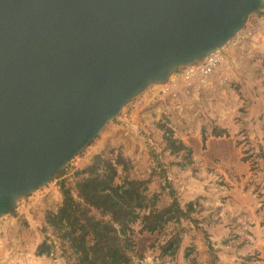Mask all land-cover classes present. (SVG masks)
Returning a JSON list of instances; mask_svg holds the SVG:
<instances>
[{
    "label": "water",
    "instance_id": "water-1",
    "mask_svg": "<svg viewBox=\"0 0 264 264\" xmlns=\"http://www.w3.org/2000/svg\"><path fill=\"white\" fill-rule=\"evenodd\" d=\"M264 0H0V217Z\"/></svg>",
    "mask_w": 264,
    "mask_h": 264
},
{
    "label": "rangeland",
    "instance_id": "rangeland-1",
    "mask_svg": "<svg viewBox=\"0 0 264 264\" xmlns=\"http://www.w3.org/2000/svg\"><path fill=\"white\" fill-rule=\"evenodd\" d=\"M248 19H251V16ZM262 29V37L255 40V45L252 47L262 48L257 65L245 66L250 73L256 74L255 81L254 79L251 81L249 76L248 79L252 82L254 93L258 92L259 100L256 106H251L253 118L249 122L246 120V125H240L237 132L229 139H234L235 143H233L241 148L242 160L235 167L231 166L228 169H217L215 166H209L205 170L191 169L190 174L193 177L189 188L191 191L188 193L185 191L187 188L184 187L185 194H183L187 197L192 196L193 204L189 217H184L182 221L178 220L179 222L174 220L165 222L163 230L147 235L145 240L135 234L136 243L133 250L138 254L137 250H143L144 253H140L141 258L133 254L134 264H139V260L144 258L150 259L142 260L141 264H264V117L262 118L264 25ZM252 57L254 56L249 57L248 60L254 62ZM254 82L258 85L255 86ZM203 86L199 81H194L188 97H192L191 93H193L195 100L198 102L202 100ZM132 101L127 102L122 109H127ZM154 103L148 104L147 109L160 108L163 103L168 104V101L165 97L156 96ZM186 105L189 107V116L192 119L198 118V121L206 124L215 121L209 117L211 115L207 113L206 107L200 104L194 105L192 101L186 102ZM234 110L241 114L232 118L240 120L248 112L249 107L240 102ZM131 122L128 128L121 127L112 120L104 126L99 134H104L111 127L114 128V141L106 145L104 149L106 154H104L109 156L108 154L112 152L120 153L127 162V169L121 174L123 177L149 179L151 188H156V168L153 170V167L159 166L164 159L159 136L155 137L150 129H143L139 125L133 126ZM74 158L66 165L74 161ZM213 161L214 165L219 164L217 158ZM66 171L71 169L67 168L63 172ZM53 180L49 183L55 187ZM183 195L179 196L180 202L186 199ZM25 197L19 198L14 205L17 203L20 208L22 204L29 202ZM166 202H168L167 198L160 195L156 197L154 204L158 208ZM4 221L1 216L0 234L8 229L3 225ZM23 229L27 232L26 236L32 238L33 243L30 244L19 236L14 239L5 238L0 244V264H62L59 251L56 254L59 261H56V256L53 255L36 254L34 245L41 235L31 234L33 229L29 225L24 226ZM174 238L177 242L175 253L173 255L161 253L164 243Z\"/></svg>",
    "mask_w": 264,
    "mask_h": 264
},
{
    "label": "crops",
    "instance_id": "crops-1",
    "mask_svg": "<svg viewBox=\"0 0 264 264\" xmlns=\"http://www.w3.org/2000/svg\"><path fill=\"white\" fill-rule=\"evenodd\" d=\"M260 47L261 46L251 48L241 54L237 50L234 51L232 69H222L216 72L213 80L201 88L203 93L202 100L199 101L201 103L195 100V97H193L194 94L191 93L192 97L186 99L182 113L175 111L169 101L168 104L163 103V106L160 108H153V112L150 113L147 110L148 103L142 102L141 100V93L132 99L135 102L131 100L132 102H130V105L134 104V108L131 109L130 118L132 125H139L143 129L148 128L154 133L153 135L155 137L158 135L161 145L160 149L163 151L164 155L163 162L159 166L153 167V170L156 168V188H151L152 186L147 182V189L144 191L147 197L155 194L156 197L162 195V197L167 198L168 202L158 206V208L154 205V208L161 209L170 203L171 197L168 190L173 191L174 197L182 209H185L186 205L192 202V196L187 197L183 195L185 194L184 187L187 188H185V191L188 193L191 191L189 190L193 180L190 174L191 169L205 170L209 166H215L217 169H228L231 166L235 167L242 160L241 148L234 144V139H229L237 132L240 125H246V120L249 122L253 118L251 106H256L259 100L257 96L258 92L257 94L254 93L251 82L253 79L255 81L256 74L250 73L245 66L248 64L257 65V60H259L258 55L261 54L260 49H262ZM251 56H254L252 57L254 62L248 60ZM248 76L251 81L248 79ZM254 85L257 86L258 84L254 82ZM190 90L192 91V88H190ZM242 95L243 97H241ZM188 101H192L194 105L200 104L206 107L208 109L207 113L211 115L209 117L213 120L215 119V121L206 124L202 123L200 120L198 121V118H196V120L194 118L192 119L189 116V107L186 105ZM240 102L247 105L249 110L242 119L236 120L232 117L241 114L234 110L235 106ZM185 106L187 108H185ZM151 115L153 117H151ZM263 117L264 113L262 118ZM166 129L170 130L172 138L179 140L183 144L182 148L171 151L166 147L164 141V131ZM113 130L114 128L111 127L109 131L96 136L88 146L75 156L74 161H71L68 166H64V170L67 168L71 169L70 178H63L61 174L53 180L55 187L52 186V183H49L47 186L31 192L25 197L29 199V202L22 204L20 208L16 203L10 211L2 215V218L5 219L3 225L8 227V229L0 234V244L3 243L5 238L14 239L17 236L32 244V238L27 237V232L23 229L24 226L29 225L33 229L31 234L35 233L38 236L39 234L41 235V238L35 243L34 248L36 249L39 243L44 241L50 247L49 253L53 252V256H56V261H59L56 254L57 251L60 252V242L56 231L46 221V215L54 213L62 201V195L58 184L63 181L65 186L70 189L72 197L77 199L74 182L84 176L81 170L91 164L93 156L101 154L104 157L113 158L115 152L108 154L109 156H105L106 152L104 150L106 145L114 139ZM214 131H216V134ZM214 158L218 159L219 164L214 165ZM71 165H73V167H71ZM126 169H122L119 165L117 166L116 181L120 182L128 178L121 175L125 173ZM165 173L167 174L166 176ZM167 184L170 185V189ZM196 189L199 191L198 188H195V190ZM181 195L186 198L182 202L179 200V196ZM147 211L148 209L145 210V212ZM183 218H180L179 221H182ZM189 224L192 225L190 222ZM164 226L165 225L162 224L158 229L140 233L138 232V228L140 227L139 223H134V234L132 235L134 247L136 243L135 234H138L139 237L145 240L147 235L150 236L156 232H160L163 230ZM24 235L26 237H24ZM137 251L139 254L144 253L143 250ZM49 253L42 254L50 256ZM60 262L62 264H68L62 256Z\"/></svg>",
    "mask_w": 264,
    "mask_h": 264
},
{
    "label": "trees",
    "instance_id": "trees-1",
    "mask_svg": "<svg viewBox=\"0 0 264 264\" xmlns=\"http://www.w3.org/2000/svg\"><path fill=\"white\" fill-rule=\"evenodd\" d=\"M164 132L168 149L183 147L179 140L171 137L170 130ZM118 165L127 168L120 153H115L113 158L94 155L91 164L81 170L84 176L74 182L77 199L63 181L59 182L62 201L54 213L46 215V221L56 231L61 256L68 264H134L133 254L142 257L133 250L134 223H139L140 233L153 231L169 220L188 217L192 210V202L182 209L171 190H168L170 203L161 209L154 208L156 195L144 194L148 179L125 178L118 182ZM63 171L64 166L53 179ZM176 247L175 238L166 241L161 253L173 255ZM49 251L50 247L42 241L35 253Z\"/></svg>",
    "mask_w": 264,
    "mask_h": 264
},
{
    "label": "built area",
    "instance_id": "built-area-1",
    "mask_svg": "<svg viewBox=\"0 0 264 264\" xmlns=\"http://www.w3.org/2000/svg\"><path fill=\"white\" fill-rule=\"evenodd\" d=\"M263 25L264 6L258 13L251 15V19H247L244 26L217 50L208 54L200 61L177 69L165 82L151 83L146 86L141 92L142 102L151 104L156 101V96L158 98L165 97V99L171 103L175 111L182 113L184 103L194 81H199L203 85H206L211 82V78L216 72L222 69L231 70L233 66V52L237 50L241 54L251 49L255 45V40L262 37ZM132 108H134V104H131L127 109H121L113 121L121 127L128 128ZM153 108H151V110L148 108L147 110L152 113ZM147 140L150 145H152L150 139L148 138ZM70 175L71 171H66L63 172L62 177L67 178ZM49 182L46 185H48ZM43 187H45V185ZM53 254V252L49 253L50 256ZM147 259L150 258H144L142 260ZM142 260H139V264L142 263Z\"/></svg>",
    "mask_w": 264,
    "mask_h": 264
}]
</instances>
